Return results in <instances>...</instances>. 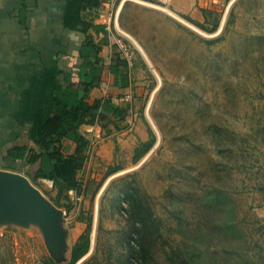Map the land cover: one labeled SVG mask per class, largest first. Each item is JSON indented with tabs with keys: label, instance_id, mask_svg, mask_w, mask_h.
I'll use <instances>...</instances> for the list:
<instances>
[{
	"label": "rangeland",
	"instance_id": "obj_1",
	"mask_svg": "<svg viewBox=\"0 0 264 264\" xmlns=\"http://www.w3.org/2000/svg\"><path fill=\"white\" fill-rule=\"evenodd\" d=\"M112 8L141 46L111 22L145 138L115 143L81 199L62 197V242L47 245L29 213L0 221V264L65 263L86 238L73 264H264V0ZM34 185L54 203L52 187Z\"/></svg>",
	"mask_w": 264,
	"mask_h": 264
},
{
	"label": "crops",
	"instance_id": "obj_2",
	"mask_svg": "<svg viewBox=\"0 0 264 264\" xmlns=\"http://www.w3.org/2000/svg\"><path fill=\"white\" fill-rule=\"evenodd\" d=\"M174 2L185 11L196 5L211 7L216 0ZM113 4L114 0H0L1 161L6 159L7 147L34 145L35 140L42 139L41 127L49 115L74 117L75 108L65 107L53 89L57 93L67 88L81 93L86 84V101L102 102L98 110L102 109L105 117L96 115L94 122L78 127L88 143H96L95 159L82 168L85 150L84 161L75 166L70 155L77 144L62 137L64 158L53 162V169L67 189L62 188L57 195L58 187L51 179L38 178L53 188V202L59 207L62 197L74 202L72 190L80 176L87 180L89 172L92 177L106 170L115 143L123 151L125 145L134 146L137 139L145 138L143 121L133 112L134 67L110 28L116 15ZM119 27L114 28L119 31ZM119 108L124 109L123 114ZM130 122L135 123L134 134L126 133Z\"/></svg>",
	"mask_w": 264,
	"mask_h": 264
},
{
	"label": "trees",
	"instance_id": "obj_3",
	"mask_svg": "<svg viewBox=\"0 0 264 264\" xmlns=\"http://www.w3.org/2000/svg\"><path fill=\"white\" fill-rule=\"evenodd\" d=\"M97 50H94L95 57ZM97 58V57H96ZM91 81H87L90 83ZM87 85L83 86V92L73 89H64L57 93L53 89V94L61 101L65 107H74V117H67L61 114L49 115L41 127L42 139L34 141V145L13 144L6 149V159L3 161L5 167L12 170L23 171L29 180L34 184L38 178H48L58 187L57 195L63 189H67V185L57 176L53 169V162L62 161L64 153L62 151L61 139L68 137L73 139L77 146L74 154L70 155L73 164L82 163L85 159V150L88 146V139L79 131L78 127L83 122H94L96 115L103 119L105 114L102 109V102L94 100L88 103L85 99V91ZM124 109L119 108L118 112L123 114ZM147 146L151 142L146 143ZM142 152V151H140ZM76 186V185H75ZM56 205V204H55ZM88 248V239L75 242L71 247L69 260L65 263L55 264H73L76 259L83 255Z\"/></svg>",
	"mask_w": 264,
	"mask_h": 264
},
{
	"label": "water",
	"instance_id": "obj_4",
	"mask_svg": "<svg viewBox=\"0 0 264 264\" xmlns=\"http://www.w3.org/2000/svg\"><path fill=\"white\" fill-rule=\"evenodd\" d=\"M1 158V155H0ZM3 161L0 159V165ZM27 213L41 225L47 245L64 239L61 227L63 210L47 198L27 176L21 172L0 167V221H22Z\"/></svg>",
	"mask_w": 264,
	"mask_h": 264
},
{
	"label": "built area",
	"instance_id": "obj_5",
	"mask_svg": "<svg viewBox=\"0 0 264 264\" xmlns=\"http://www.w3.org/2000/svg\"><path fill=\"white\" fill-rule=\"evenodd\" d=\"M141 1H156V0H141ZM157 1H162L164 2L165 0H157ZM113 23L114 25L116 24L115 22V15H113ZM133 125L132 122L129 123L128 127L131 128ZM95 142L94 141H90V143H88V146L86 148V159H85V163L83 164L82 168H84V165L88 164L91 162L93 154L95 153ZM85 182H86V178L83 176L79 177V181L77 183V185L75 186V188L72 190L74 197L76 200L81 199V197L83 196V192H84V187H85ZM63 213L65 214V211L63 210Z\"/></svg>",
	"mask_w": 264,
	"mask_h": 264
}]
</instances>
